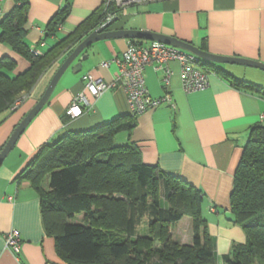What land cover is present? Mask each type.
Wrapping results in <instances>:
<instances>
[{
    "label": "crops",
    "instance_id": "1",
    "mask_svg": "<svg viewBox=\"0 0 264 264\" xmlns=\"http://www.w3.org/2000/svg\"><path fill=\"white\" fill-rule=\"evenodd\" d=\"M26 45L44 54L57 41L94 11L102 0H27ZM66 1L70 10L59 28L47 30L52 16ZM15 0H0V17L8 13ZM109 29L147 30L186 41L206 52L239 57L264 63V0H153L122 9ZM131 38H109L91 43L62 73L47 102L27 124L13 148L0 163V264H68L58 253L52 233L46 230L37 189L17 174L44 144L68 131L93 128L118 119L134 120L132 128L116 135L117 143L134 142L142 162L181 177L200 191L201 217L212 238L216 264L228 253L233 242L244 243L241 226L230 221L229 197L233 175L242 156L250 129L264 122V94L237 87L232 77L261 87L264 70L230 63H211L207 67L208 86L185 92L180 79V65L169 60L168 84L153 64L144 68L143 76L152 97L169 95L167 102L138 115L130 116L126 95L117 86L92 97L84 89L82 75L89 73L111 82L118 73L113 58L121 56ZM148 45L153 40L140 39ZM75 46V45H74ZM64 50L40 76L36 85L14 110L0 112V148L18 122L42 95L52 75L73 49ZM15 60L13 72L25 70L29 62L0 41V57ZM86 56L84 59L81 57ZM108 62L103 67L102 62ZM76 66L74 71L73 65ZM215 68L218 71H214ZM83 91L89 107L69 117L65 110L73 97ZM47 176L43 186L47 189ZM12 229L20 235V251L4 246V236Z\"/></svg>",
    "mask_w": 264,
    "mask_h": 264
},
{
    "label": "trees",
    "instance_id": "2",
    "mask_svg": "<svg viewBox=\"0 0 264 264\" xmlns=\"http://www.w3.org/2000/svg\"><path fill=\"white\" fill-rule=\"evenodd\" d=\"M27 8V0H15L0 17V41L29 62L15 74V60L0 57V112L13 110L16 99L30 94L60 54L106 16L101 5L44 54H34L24 41ZM69 10L66 1L50 19V33ZM130 41L142 44L140 39ZM198 62L206 68L213 65ZM230 83L264 94V87L236 77ZM117 120L68 131L44 144L16 176L38 190L44 226L53 234L58 253L68 264H216L212 238L201 217L200 191L181 177L142 162L134 142L117 143L116 135L123 129L129 133L134 123L133 117ZM229 203V219L241 226L246 240L233 242L222 255V264H264V122L250 129ZM185 216L192 228L188 245L169 237V227ZM144 222L146 234L141 233ZM155 241L160 245L152 247Z\"/></svg>",
    "mask_w": 264,
    "mask_h": 264
},
{
    "label": "built area",
    "instance_id": "3",
    "mask_svg": "<svg viewBox=\"0 0 264 264\" xmlns=\"http://www.w3.org/2000/svg\"><path fill=\"white\" fill-rule=\"evenodd\" d=\"M153 0H102V8L106 10V16L100 23L106 22L121 13L122 9L133 5L145 3ZM111 9V10H110ZM38 54L37 50H33ZM177 60L180 65V79L182 89L185 92L199 91L208 86L209 70L198 62L197 58L184 50L153 41L148 45L130 43L119 57L113 58L117 65L118 73L111 82H104L101 78L94 77L89 73L82 75L84 89L94 97H99L104 91L111 89L117 84L123 88L130 114L138 115L147 110L156 108L167 102L171 105L169 95L161 97H152L145 86L143 71L144 68L153 64L154 69L163 73L164 84H168L170 70L167 67L169 60ZM108 62H102L100 65L105 67ZM28 97L22 94L16 99L12 109H16ZM89 98L83 91L77 93L65 113L69 117H77L83 113V107H89ZM20 235L17 230L12 229L4 236V246L14 253L20 251Z\"/></svg>",
    "mask_w": 264,
    "mask_h": 264
},
{
    "label": "water",
    "instance_id": "4",
    "mask_svg": "<svg viewBox=\"0 0 264 264\" xmlns=\"http://www.w3.org/2000/svg\"><path fill=\"white\" fill-rule=\"evenodd\" d=\"M118 19V17H114L102 24L98 25L92 31H90L81 41H79L70 53L64 58V60L60 63V65L55 70L52 75L50 81L48 82L46 88L44 89L42 95L36 101V103L29 109L26 115L18 122V124L14 127L13 131L9 135L8 139L4 142L2 147L0 148V163L7 156L10 150L13 148L16 140L20 136V134L24 131L27 124L34 118V116L39 112V110L44 106L47 102L49 96L51 95L57 81L59 80L62 73L70 66V64L75 60V58L89 46L91 43L109 38H131V39H148L157 42H162L164 44L179 48L181 50L187 51L193 54L198 60H203L209 63H230V64H242L247 66L256 67L264 70V63L244 59L239 57H229V56H220L215 55L209 52H206L198 47L193 46L192 44L177 39L172 36H167L163 34L154 33L147 30H133V29H109V27ZM86 56L81 57L84 59ZM80 63L73 65L74 71L79 70L76 69V66H79Z\"/></svg>",
    "mask_w": 264,
    "mask_h": 264
},
{
    "label": "rangeland",
    "instance_id": "5",
    "mask_svg": "<svg viewBox=\"0 0 264 264\" xmlns=\"http://www.w3.org/2000/svg\"><path fill=\"white\" fill-rule=\"evenodd\" d=\"M260 73H264V72H260ZM260 80H262L260 83L263 82L262 84H264V78ZM144 224L145 222L142 224L143 227L141 229V233L146 234V230H145L146 227ZM169 237L173 240H177L181 244H186V245L190 244L192 237L191 219L188 216H185L177 224L171 225L169 227ZM158 245H160L159 242L155 241L152 247H156ZM152 260L154 259H151L150 262Z\"/></svg>",
    "mask_w": 264,
    "mask_h": 264
}]
</instances>
